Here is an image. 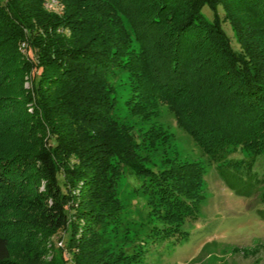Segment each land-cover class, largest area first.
<instances>
[{
	"label": "trees",
	"instance_id": "trees-1",
	"mask_svg": "<svg viewBox=\"0 0 264 264\" xmlns=\"http://www.w3.org/2000/svg\"><path fill=\"white\" fill-rule=\"evenodd\" d=\"M54 1L59 11L0 0V264H139L148 244L197 218L203 166L142 161L167 134L152 125L138 135L113 118L118 71L128 74L131 112L166 105L227 187L258 190L264 0ZM126 172L141 178L154 219L130 252L112 254L107 232L119 223ZM54 236L66 237L63 247Z\"/></svg>",
	"mask_w": 264,
	"mask_h": 264
},
{
	"label": "rangeland",
	"instance_id": "rangeland-1",
	"mask_svg": "<svg viewBox=\"0 0 264 264\" xmlns=\"http://www.w3.org/2000/svg\"><path fill=\"white\" fill-rule=\"evenodd\" d=\"M46 7L59 11L54 0H46ZM203 12L212 17L207 6L203 7ZM218 12L222 18L221 6ZM222 26L233 46L238 48L231 25L224 21ZM127 75L118 71L109 78L117 100L113 118L119 124L131 126L138 135L152 125H160L167 134L166 140L160 141L156 147L142 151V161L158 169L183 162H197L204 168L203 200L197 218L186 220L180 235L177 233L165 241L148 244L139 264H264V216L260 213L264 209V183L248 197L237 195L224 184L215 164L177 123L174 113L166 105H159L153 114L131 112L126 104L131 93ZM25 86L28 87L29 83L26 82ZM253 169L264 178V156L257 158ZM140 183L141 178L127 172L117 182L122 209L118 225L107 232L112 254L130 252L141 239H145L147 224L154 219L146 196L136 190ZM57 237L54 236L53 243L63 247L66 237L63 240ZM58 251L56 248V259L61 261Z\"/></svg>",
	"mask_w": 264,
	"mask_h": 264
}]
</instances>
